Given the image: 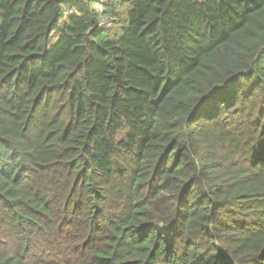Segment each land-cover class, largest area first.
Masks as SVG:
<instances>
[{
	"label": "trees",
	"instance_id": "obj_1",
	"mask_svg": "<svg viewBox=\"0 0 264 264\" xmlns=\"http://www.w3.org/2000/svg\"><path fill=\"white\" fill-rule=\"evenodd\" d=\"M0 264H264V0H0Z\"/></svg>",
	"mask_w": 264,
	"mask_h": 264
},
{
	"label": "rangeland",
	"instance_id": "obj_2",
	"mask_svg": "<svg viewBox=\"0 0 264 264\" xmlns=\"http://www.w3.org/2000/svg\"><path fill=\"white\" fill-rule=\"evenodd\" d=\"M102 1H107V0H100V2H102ZM101 4V3H100ZM100 4H96L95 5V7L97 8V10H98V12H102V10H103V8L101 9V6H100ZM126 9V10H125ZM125 9H119L118 8V11L123 15V16H125L126 18H127V13H128V10L130 9V7L128 6V5H126L125 6ZM112 23L110 22V21H108V20H104L103 21V25L104 26H106V27H108V26H110ZM111 27H119V25H112ZM113 28H111V29H113Z\"/></svg>",
	"mask_w": 264,
	"mask_h": 264
},
{
	"label": "built area",
	"instance_id": "obj_3",
	"mask_svg": "<svg viewBox=\"0 0 264 264\" xmlns=\"http://www.w3.org/2000/svg\"><path fill=\"white\" fill-rule=\"evenodd\" d=\"M100 6H101V9H102V5H101V4H100ZM100 13H101V12H100ZM104 20H108V19L102 17V19H101L102 23H103ZM108 21H109V20H108Z\"/></svg>",
	"mask_w": 264,
	"mask_h": 264
}]
</instances>
